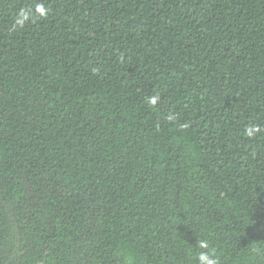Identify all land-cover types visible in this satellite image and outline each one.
<instances>
[{
    "label": "trees",
    "instance_id": "trees-1",
    "mask_svg": "<svg viewBox=\"0 0 264 264\" xmlns=\"http://www.w3.org/2000/svg\"><path fill=\"white\" fill-rule=\"evenodd\" d=\"M202 253L264 264V0H0V264Z\"/></svg>",
    "mask_w": 264,
    "mask_h": 264
},
{
    "label": "clouds",
    "instance_id": "clouds-1",
    "mask_svg": "<svg viewBox=\"0 0 264 264\" xmlns=\"http://www.w3.org/2000/svg\"><path fill=\"white\" fill-rule=\"evenodd\" d=\"M37 11L40 13L41 16H43L46 12V9L43 8L42 6H38L37 8ZM29 19V13L25 10H22L20 13H19V16L16 20V24L18 26H22L24 24V22L26 20ZM157 101V97H150L149 98V103L150 104H155ZM170 119H172V117H170ZM258 131V129L256 127H250L247 129L246 131V134L248 136H252L254 135L256 132ZM200 247L201 248H206L207 247V244L206 242H201L200 244ZM199 261H200V264H216V262L212 259L209 258V256L207 254H204L202 253L200 256H199Z\"/></svg>",
    "mask_w": 264,
    "mask_h": 264
}]
</instances>
